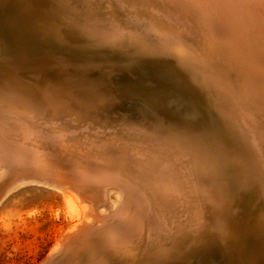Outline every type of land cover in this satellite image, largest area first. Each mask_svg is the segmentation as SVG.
<instances>
[{
    "label": "bare ground",
    "instance_id": "bare-ground-1",
    "mask_svg": "<svg viewBox=\"0 0 264 264\" xmlns=\"http://www.w3.org/2000/svg\"><path fill=\"white\" fill-rule=\"evenodd\" d=\"M65 1L80 10L62 16L65 6H56L43 31L59 44L62 26L74 23L94 45L166 62L159 99L171 107L155 103L162 119L143 109L135 120L110 118L117 94L103 87L108 74L85 78L81 90L72 89L80 76L0 74V200L19 185L44 184L61 194L69 222L40 264H155L223 222L242 263L264 264V0ZM119 77L116 89L129 82ZM195 122L217 138L202 133L203 142Z\"/></svg>",
    "mask_w": 264,
    "mask_h": 264
},
{
    "label": "rangeland",
    "instance_id": "rangeland-1",
    "mask_svg": "<svg viewBox=\"0 0 264 264\" xmlns=\"http://www.w3.org/2000/svg\"><path fill=\"white\" fill-rule=\"evenodd\" d=\"M56 1L48 0L50 3L42 2V4L37 0H34V2L33 0H0V74L4 75L10 73L12 74V77L16 75L17 78L21 79V81H26V79L29 78L31 79L33 76L39 77L42 82H45V79L46 81L47 79H54L56 82H60V77H68L70 80H72L74 76L76 79L73 80H77V78L79 80V76L80 79L84 78V80L81 81L82 83H74L75 85L72 88L74 90L78 88L81 90L84 89V87L88 88V85L86 84L88 82L87 80L85 81V78H88L89 76V80H95L102 75L107 76L108 74V81L104 78V76L102 77V82L104 83L103 87L112 86L111 94H117L114 98L116 100L110 104L108 110V116L110 118L115 117L122 120L126 118L125 120L128 119V121L135 120V118L138 117L139 111H143L151 117L155 114L152 117L153 119H159V117L162 119L164 117L161 110L162 108L156 106L155 103L159 101L158 103L162 102L164 103L163 105H169V107H171V104L168 102L169 99H166V96L164 95L161 99H159L160 95L165 92L164 90L162 91L160 87L164 86L163 83L166 81L161 80L163 75H165L163 74L164 72L161 74V72L158 71L161 69L165 71L166 69L164 68H166L168 64L164 61L158 60L157 58L151 57L146 53H143L142 56H135L134 52L128 54L127 51H121L120 53V49L115 47H107V49L104 47L106 49L105 50L102 45H99L96 42L94 45V42L86 40L85 36H83V38L79 34L77 35L75 28L76 24L69 22L67 25L62 26V41L58 44L57 40L53 38L54 36H48V34L43 31L40 26L41 22L45 20L50 21V14L53 13L55 7L58 5L60 7L65 6V9L62 12L57 11L58 15L69 16L77 10H80V4L78 3L76 8L67 10L66 7L68 6V3L65 0ZM71 25H73V30ZM41 44L44 45L42 46ZM96 48L99 50L97 51ZM89 50L91 52H89ZM100 50L103 53H101ZM94 51L97 52V55ZM123 56L125 58L128 57L129 60H127L128 58L125 59ZM102 57L104 59L106 58L105 62L102 60ZM108 57H115V59L119 58L120 60L118 62V60H113ZM141 59L142 61L140 62ZM145 63L150 64L145 65ZM141 64L143 65L141 66ZM151 66H153L152 69ZM157 66L158 69H156ZM85 71L86 73H84ZM55 72L59 74L56 75ZM61 72L62 74H60ZM111 72L114 73L112 74ZM94 73H98L96 75L98 78L94 77ZM117 74H120L119 76L121 77L117 76ZM157 75L160 76L158 77ZM122 76L129 78V82L125 83L128 85L121 84L122 87L121 85H118L117 89L114 88L116 83L112 82L113 78H122ZM6 77L8 78V76ZM156 77L157 79H155ZM83 81H85V83H83ZM161 81L162 85H160ZM83 84H86L87 86H83ZM134 90H137L138 92H135ZM125 93L127 95H125ZM144 105L145 109L147 108L145 111ZM147 110L151 112L148 113ZM194 125L196 128L194 127L193 133H195L197 137L200 135L202 137V141L206 144L209 142L207 141V143L206 140H203L205 139L202 136L204 133H207L206 137L208 140L213 139L214 141L217 138L218 131L216 129H210L209 125L206 123H204L205 126L203 127L201 125L202 128L199 127V125H196V122ZM211 149L214 151V157H224V152L217 150L215 146L211 147ZM223 151H225L224 148ZM248 218H251V216H245L244 214L238 215V221L240 222H244ZM68 223V220L62 212L61 194L54 188L44 184L32 182L25 183L11 189L0 200V264H40L50 252L58 236L57 234H59L60 231L66 230L65 228H68ZM215 227L213 231L204 233L200 236V238L198 237L193 240V242L182 244L172 249V252H170L171 254H168V258L166 255L161 262L159 261V263L156 262L155 264H244L242 263V254L239 252V244L232 237L227 236L224 232L225 230H229L233 234L234 231L232 228L224 222L218 224V226L215 225ZM79 253H81V250H79ZM114 254H116L114 256L118 259L123 258L121 255L122 253ZM63 258L66 259L67 257L65 258L64 256ZM89 258L92 259L91 256H89ZM125 258L126 257L123 259Z\"/></svg>",
    "mask_w": 264,
    "mask_h": 264
},
{
    "label": "water",
    "instance_id": "water-1",
    "mask_svg": "<svg viewBox=\"0 0 264 264\" xmlns=\"http://www.w3.org/2000/svg\"><path fill=\"white\" fill-rule=\"evenodd\" d=\"M75 134V133H74ZM69 135H72V134H69ZM75 237H70L67 241H66V244H69L71 241L74 240ZM59 260V259H57ZM61 260V258H60ZM42 264H58V262H56L53 258H50L48 260H46L45 262H43Z\"/></svg>",
    "mask_w": 264,
    "mask_h": 264
}]
</instances>
